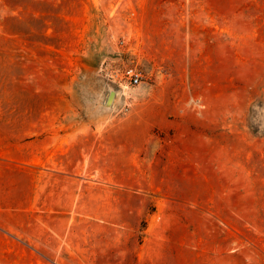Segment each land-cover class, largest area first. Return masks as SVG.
I'll use <instances>...</instances> for the list:
<instances>
[{
	"label": "rangeland",
	"instance_id": "obj_1",
	"mask_svg": "<svg viewBox=\"0 0 264 264\" xmlns=\"http://www.w3.org/2000/svg\"><path fill=\"white\" fill-rule=\"evenodd\" d=\"M0 264H264V0H0Z\"/></svg>",
	"mask_w": 264,
	"mask_h": 264
},
{
	"label": "water",
	"instance_id": "obj_2",
	"mask_svg": "<svg viewBox=\"0 0 264 264\" xmlns=\"http://www.w3.org/2000/svg\"><path fill=\"white\" fill-rule=\"evenodd\" d=\"M94 75V78L79 76L72 89L83 124L97 125L112 118L122 108L127 94L113 80Z\"/></svg>",
	"mask_w": 264,
	"mask_h": 264
},
{
	"label": "built area",
	"instance_id": "obj_3",
	"mask_svg": "<svg viewBox=\"0 0 264 264\" xmlns=\"http://www.w3.org/2000/svg\"><path fill=\"white\" fill-rule=\"evenodd\" d=\"M127 75L130 77L133 83L139 82V80L142 78V75L139 72L134 71L133 69H129L127 71Z\"/></svg>",
	"mask_w": 264,
	"mask_h": 264
},
{
	"label": "flooded vegetation",
	"instance_id": "obj_4",
	"mask_svg": "<svg viewBox=\"0 0 264 264\" xmlns=\"http://www.w3.org/2000/svg\"><path fill=\"white\" fill-rule=\"evenodd\" d=\"M87 78H94L96 77L95 75H93L92 73H85L84 74Z\"/></svg>",
	"mask_w": 264,
	"mask_h": 264
}]
</instances>
